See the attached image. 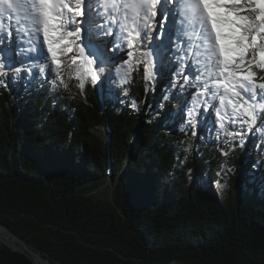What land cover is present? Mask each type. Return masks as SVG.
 Masks as SVG:
<instances>
[{"label": "trees", "instance_id": "obj_1", "mask_svg": "<svg viewBox=\"0 0 264 264\" xmlns=\"http://www.w3.org/2000/svg\"><path fill=\"white\" fill-rule=\"evenodd\" d=\"M30 79L0 87V225L34 252L50 264H264L258 134L223 157L222 132L213 144L173 130L187 90L149 89L143 68L119 97ZM0 264L33 263L0 242Z\"/></svg>", "mask_w": 264, "mask_h": 264}, {"label": "snow or ice", "instance_id": "obj_2", "mask_svg": "<svg viewBox=\"0 0 264 264\" xmlns=\"http://www.w3.org/2000/svg\"><path fill=\"white\" fill-rule=\"evenodd\" d=\"M12 15L19 27L0 24V87L31 77L42 78L46 91H67V76L80 91L90 84L127 96L143 68L149 89L167 80L172 99L193 90L172 129L182 122L188 127L179 131L195 137L218 124L223 157L225 145L264 129V0H0V18ZM253 179L264 184V175Z\"/></svg>", "mask_w": 264, "mask_h": 264}, {"label": "rangeland", "instance_id": "obj_3", "mask_svg": "<svg viewBox=\"0 0 264 264\" xmlns=\"http://www.w3.org/2000/svg\"><path fill=\"white\" fill-rule=\"evenodd\" d=\"M7 24V26L6 27H4L5 29L8 27V25H10L9 24V22H7L6 23ZM13 25H14V27H16V26H19V25H16L15 23H12ZM21 43H23V47L26 49L27 47H28V44H27V41L23 38V37H21V41H20ZM190 58V57H189ZM17 66H19V65H17ZM29 66V63L26 61L25 62V64L23 65V67H28ZM32 67H35V65L34 64H32L31 65ZM113 71H114V73H115V68L113 69ZM190 91H193L192 89H188L186 92H187V94H188V92H190ZM171 92H174V89L171 91ZM163 101H164V99H163ZM191 105V101H189V106ZM199 107V106H198ZM208 110L209 111H211L212 109L209 107L208 108ZM239 126L238 125H231V128H238ZM219 132H222L220 129H219V125L217 124V126H216V131H214V132H207V136H206V139H207V141L208 142H210L214 137H215V135L216 134H218ZM258 134V140L259 141H261L263 144H264V129H263V131L262 132H260V133H255L254 134V132H252V133H250V137L254 140L255 138H256V135ZM248 135V134H247ZM261 145V143H258V145H257V147H259ZM264 151V150H263ZM216 187L218 188V190L221 192V193H223V196H224V198L225 199H227V193H226V185L223 183V182H219L218 184H216ZM5 241V240H4ZM5 242H7V241H5ZM8 243V242H7ZM9 244V243H8ZM11 245V244H10Z\"/></svg>", "mask_w": 264, "mask_h": 264}, {"label": "bare ground", "instance_id": "obj_4", "mask_svg": "<svg viewBox=\"0 0 264 264\" xmlns=\"http://www.w3.org/2000/svg\"><path fill=\"white\" fill-rule=\"evenodd\" d=\"M11 25L14 27L13 24H11ZM16 27H19V26H16ZM4 240L7 241L9 244L7 242H5ZM0 242L11 247V248H13V249H17V250L25 249V250H27L29 252V254H31V256L33 257L36 264H50L49 261L44 260L42 256H40L39 254H37L34 251L32 252L30 249H27V247L24 244L18 242L16 240V238L14 236H12L11 234H9L7 232V230L4 228H0ZM40 257L42 258L41 262H39V260H38V258H40Z\"/></svg>", "mask_w": 264, "mask_h": 264}, {"label": "water", "instance_id": "obj_5", "mask_svg": "<svg viewBox=\"0 0 264 264\" xmlns=\"http://www.w3.org/2000/svg\"><path fill=\"white\" fill-rule=\"evenodd\" d=\"M0 228H4V229H6L7 230V232L9 233V234H11L12 236H14L15 238H16V240L18 241V242H20V243H22V244H24L26 247H27V249H30L32 252H33V250L19 237V236H17L16 234H14L13 232H11L9 229H7L6 227H4V226H2V225H0ZM9 247V246H8ZM10 249H12L13 251H15V252H20V253H22L23 255H25L27 258H29L30 260H31V262L33 263V264H36L35 263V261H34V259H33V257L31 256V254H29V252L27 251V250H25V249H20V250H17V249H13V248H11V247H9ZM44 259V258H43ZM44 260H46V259H44ZM47 261V260H46Z\"/></svg>", "mask_w": 264, "mask_h": 264}]
</instances>
